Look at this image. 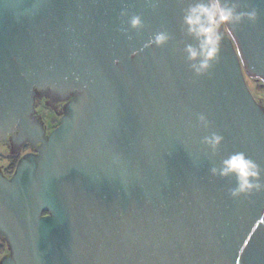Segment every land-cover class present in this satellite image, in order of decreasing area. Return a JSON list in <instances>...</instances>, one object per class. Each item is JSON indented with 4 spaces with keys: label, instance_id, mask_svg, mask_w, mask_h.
<instances>
[{
    "label": "water",
    "instance_id": "water-1",
    "mask_svg": "<svg viewBox=\"0 0 264 264\" xmlns=\"http://www.w3.org/2000/svg\"><path fill=\"white\" fill-rule=\"evenodd\" d=\"M186 4L0 0V139L26 123L33 87L77 92L36 155L0 176V264H264V191L234 199L235 178L209 173L235 152L264 170V106L244 77L264 88V2L240 0L257 20L226 28L199 77L182 51ZM158 31L172 39L146 46ZM212 132L215 155L201 143Z\"/></svg>",
    "mask_w": 264,
    "mask_h": 264
},
{
    "label": "clouds",
    "instance_id": "clouds-1",
    "mask_svg": "<svg viewBox=\"0 0 264 264\" xmlns=\"http://www.w3.org/2000/svg\"><path fill=\"white\" fill-rule=\"evenodd\" d=\"M264 2V0H262ZM121 16L127 12L121 10ZM258 18L255 8L240 10V0H187L186 6L181 10L180 27L183 34L194 43H185L183 54L189 70L194 76L210 74L213 62L218 59L220 44L223 39L221 29L231 27L235 29L247 20L254 23ZM128 28L140 30L144 27L140 15H132L127 20ZM172 37L167 31H158L147 41L146 46L161 47ZM198 124L207 129L209 120L204 114L197 116ZM224 137L212 132L202 138L201 143L215 155ZM260 165L243 152L230 154L220 161L219 165L209 168L210 175L225 178L233 176L235 186L229 189L231 198L249 196L264 191V181L261 180Z\"/></svg>",
    "mask_w": 264,
    "mask_h": 264
},
{
    "label": "flooded vegetation",
    "instance_id": "flooded-vegetation-1",
    "mask_svg": "<svg viewBox=\"0 0 264 264\" xmlns=\"http://www.w3.org/2000/svg\"><path fill=\"white\" fill-rule=\"evenodd\" d=\"M245 81H246V76ZM74 84L66 79L59 83L53 84L52 87L46 86L42 89L33 87L30 91V98L33 102L32 112L27 115L26 123L17 121L14 125L13 131L6 134L0 139L7 147L13 151L8 156H0V176L10 181L15 173L19 162L29 156L36 155L40 146V140H46L48 135L58 126L57 119L52 120L49 124L43 117V112H38L39 108H51L57 116L55 108L60 107L62 103L70 100L77 94L72 90ZM49 131V132H48ZM1 159L4 162H1ZM0 234L4 235L1 231ZM5 236V235H4ZM8 246H11L8 243ZM12 252V248L10 249Z\"/></svg>",
    "mask_w": 264,
    "mask_h": 264
},
{
    "label": "rangeland",
    "instance_id": "rangeland-1",
    "mask_svg": "<svg viewBox=\"0 0 264 264\" xmlns=\"http://www.w3.org/2000/svg\"><path fill=\"white\" fill-rule=\"evenodd\" d=\"M221 31L224 33L226 32L225 29H221ZM246 85H247L251 95L253 96V98L257 102H259L261 105L264 106V88L261 87V82L258 80H252V79L246 77ZM68 102H69V99L67 101H65L64 103H62L60 107L55 108V110L59 116H57L55 114V112L52 111L51 108H46V107L39 108L38 112H43V117H44L45 121L47 122V124H49L52 120H55V119H57L58 124H59L60 119L66 110V105ZM12 153H13V151H11V149H9L7 147L6 143H4L2 141L0 143V156H1V158H3L2 156H8ZM1 162H4V160L1 159ZM0 245H2L5 248L6 254L9 256L11 254V250H10L11 248L8 246V241H7L6 237L2 234H0Z\"/></svg>",
    "mask_w": 264,
    "mask_h": 264
},
{
    "label": "trees",
    "instance_id": "trees-1",
    "mask_svg": "<svg viewBox=\"0 0 264 264\" xmlns=\"http://www.w3.org/2000/svg\"><path fill=\"white\" fill-rule=\"evenodd\" d=\"M46 214V213H45ZM8 255L6 254L5 248L0 245V263L2 260H4Z\"/></svg>",
    "mask_w": 264,
    "mask_h": 264
}]
</instances>
